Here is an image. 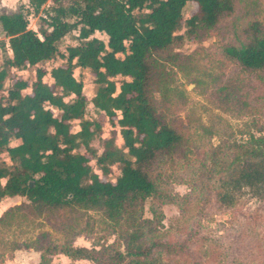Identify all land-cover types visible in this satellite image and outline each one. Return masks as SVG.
<instances>
[{
  "label": "trees",
  "instance_id": "obj_1",
  "mask_svg": "<svg viewBox=\"0 0 264 264\" xmlns=\"http://www.w3.org/2000/svg\"><path fill=\"white\" fill-rule=\"evenodd\" d=\"M46 1L27 0V6L36 14ZM187 3L195 9L184 18ZM233 10L234 0H53L41 9L38 30L27 27L21 11L0 14V156H6L0 158V199H25L5 209L0 223L80 208L101 210L117 227V240L99 248L71 241L38 247L36 264H50L58 253L93 264H176L164 262L175 244L159 241L154 219L142 214L146 198L167 196L151 168L183 142L154 94L159 91L167 101L174 88L162 83L161 70L155 83L154 69L162 60L172 61L186 38L213 28ZM71 33L76 42L61 50V40ZM239 33L237 44L222 48L224 55L242 72L264 70V23L248 19ZM57 59L61 62L49 70L43 66ZM28 68L35 70L33 80L13 76V70ZM76 68L93 74L91 98ZM46 74L51 83L43 79ZM237 89L231 78L222 80L216 102L222 108L235 104ZM89 104L116 123L122 146L112 137L103 140L100 152L92 145L101 126L86 118ZM113 165L119 173L112 181L107 176ZM213 166L219 173L218 207L234 206L245 188L264 202V132L222 144Z\"/></svg>",
  "mask_w": 264,
  "mask_h": 264
},
{
  "label": "rangeland",
  "instance_id": "obj_2",
  "mask_svg": "<svg viewBox=\"0 0 264 264\" xmlns=\"http://www.w3.org/2000/svg\"><path fill=\"white\" fill-rule=\"evenodd\" d=\"M52 3L53 0H47L41 9ZM41 9L31 13L27 0H12L11 6L0 2V14L21 11L27 18V27L33 30L39 29L40 17L44 14ZM194 9V3H187L182 10L183 17ZM251 18L264 23V0H234L231 14L197 37L186 38L174 49L172 61L162 60L154 69L155 83L160 80L161 70L162 83L174 88L167 101L159 91L154 92L158 109L166 112L172 125L183 135L179 148L151 168L158 188L167 196L148 197L142 207L143 216L153 218L157 224L156 238L175 244L176 251L164 255L166 263L172 260L176 264H232V260H241L243 264H264V202L245 188L234 206L218 207L215 192L219 173L213 166L222 144L245 139L251 132H264V70L242 72L222 52L225 45L239 42L241 24ZM96 35L105 39L103 34ZM74 37L75 33L66 35L60 49L75 43ZM2 38L0 35V41ZM60 62L57 59L43 66L49 70ZM12 73L29 81L35 77L33 68ZM74 74L82 80L83 91L91 98L96 89L93 74L79 68ZM228 78L237 85V102L222 108L215 100V91ZM43 79L52 81L48 74ZM9 83L7 80L6 85ZM85 116L100 122L101 131L92 140L98 152L102 150L103 140L110 137L117 146H122L116 123L112 124L91 104ZM72 129L78 130L76 122ZM0 158L6 159V156L2 154ZM90 163L100 174L94 160ZM118 173L119 169L113 165L107 178L113 181ZM24 200L19 196L1 199L0 215ZM116 235V224L101 210L69 208L37 217L27 215L8 225L0 223V264L8 261L31 264L35 254L40 253L36 248L65 241L75 246L99 248L116 241ZM73 263L93 264L86 259L71 260L61 253L53 255L50 264Z\"/></svg>",
  "mask_w": 264,
  "mask_h": 264
},
{
  "label": "crops",
  "instance_id": "obj_3",
  "mask_svg": "<svg viewBox=\"0 0 264 264\" xmlns=\"http://www.w3.org/2000/svg\"><path fill=\"white\" fill-rule=\"evenodd\" d=\"M24 1H26V0H23V2ZM10 52L8 51V54H9ZM6 198L7 199H9V198H12V197H4V198H2V199H5L6 200ZM1 200V199H0ZM29 254H30V252H29ZM30 255H32V254H30ZM38 255V256H37ZM35 260H34V262L33 263H31V264H36L38 261H39V253L38 254H35ZM10 264V262L8 261V262H6L5 264ZM28 263V262H27ZM28 264H30V263H28Z\"/></svg>",
  "mask_w": 264,
  "mask_h": 264
},
{
  "label": "clouds",
  "instance_id": "obj_4",
  "mask_svg": "<svg viewBox=\"0 0 264 264\" xmlns=\"http://www.w3.org/2000/svg\"><path fill=\"white\" fill-rule=\"evenodd\" d=\"M0 2H2V3H8L9 6L12 5V0H0Z\"/></svg>",
  "mask_w": 264,
  "mask_h": 264
}]
</instances>
